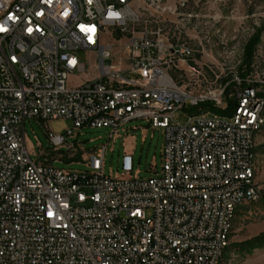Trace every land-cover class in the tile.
<instances>
[{
  "label": "built area",
  "instance_id": "1",
  "mask_svg": "<svg viewBox=\"0 0 264 264\" xmlns=\"http://www.w3.org/2000/svg\"><path fill=\"white\" fill-rule=\"evenodd\" d=\"M131 1L0 0V264H215L236 194L258 199L245 175L257 96L240 93L235 123L209 114L178 121L187 103L222 107L224 91L178 86L169 68L190 51L150 29L127 39L128 64L117 68L106 37L127 33ZM82 50L97 53L101 75L72 87L70 76L85 68ZM59 118L74 128H48L57 150H73L66 138L84 126L110 128L111 139L137 119L165 129L160 175L134 176L125 152L122 175L107 176L106 146L86 157L84 172L34 161L26 121Z\"/></svg>",
  "mask_w": 264,
  "mask_h": 264
},
{
  "label": "rangeland",
  "instance_id": "2",
  "mask_svg": "<svg viewBox=\"0 0 264 264\" xmlns=\"http://www.w3.org/2000/svg\"><path fill=\"white\" fill-rule=\"evenodd\" d=\"M131 5L136 20L129 23L127 33L113 32L106 37V42L114 45L111 62L117 68L122 66V61L124 66L128 64L123 59L127 39L134 32L150 29L159 31L168 45L190 51L188 57H178L169 68V75L178 86L192 93L219 95L224 91L222 107L212 102L194 106L187 103L175 113L178 121L185 122L189 116L206 112L229 119L236 105L235 92L242 86L252 85L264 97V0H132ZM249 43H252L251 58L247 54ZM79 55L85 68L70 76L72 87L99 79L101 75L96 52L82 50ZM244 74H247L245 78ZM124 76L139 77L129 71ZM261 113L264 118V110ZM48 128L57 135H66L74 123L64 118L26 121V144L36 162L84 172L90 170L86 157L106 146L107 176L122 175L125 152L133 154L134 176L148 179L162 171L165 129L155 128L145 119L127 122L120 127V136L112 139L107 127L75 129L66 138L68 145L75 146L73 150L67 146L55 149ZM77 156L81 159H75ZM255 164L260 199L242 202L237 207L230 243L221 264H264V125L256 136ZM254 239L258 240L247 243Z\"/></svg>",
  "mask_w": 264,
  "mask_h": 264
},
{
  "label": "bare ground",
  "instance_id": "3",
  "mask_svg": "<svg viewBox=\"0 0 264 264\" xmlns=\"http://www.w3.org/2000/svg\"><path fill=\"white\" fill-rule=\"evenodd\" d=\"M223 90H221V93ZM242 92H254V95L258 98V110L259 112L256 114V117H254V124L252 127V151L246 152V165H245V175H253V181L255 183V177H256V167H255V148H256V136L257 133L261 130L262 126L264 125V118L262 117V110H264V97L260 96L259 93L255 90L252 85H246L242 86V88L235 92L236 94V105L235 108L230 116L229 119H227V123H235L237 117L239 116V113H241L242 107H243V100H240V93ZM234 94V95H235ZM220 95V94H219ZM209 96H218L215 93H209ZM205 103V102H204ZM208 112L202 115H206ZM246 114H253V107H246ZM213 115V114H212ZM216 117H221L219 115H216ZM223 118V117H222ZM225 118V117H224ZM256 185V184H255ZM260 199V194H258V199H249V192L247 191H240V193L236 194L235 200H233V207L231 211L228 214V218H226V222L223 225V235L225 240V243L222 244L221 249H219V253L216 255L215 264H221V259L225 253L226 248L228 247L230 243V236L233 231V224L234 219L236 217V211L237 207L245 201L253 202Z\"/></svg>",
  "mask_w": 264,
  "mask_h": 264
},
{
  "label": "trees",
  "instance_id": "4",
  "mask_svg": "<svg viewBox=\"0 0 264 264\" xmlns=\"http://www.w3.org/2000/svg\"><path fill=\"white\" fill-rule=\"evenodd\" d=\"M254 39L257 40V37L254 38ZM248 47H249V50H248V53H247V54H248L249 58H251V56H250V53H251V52H250V51H251V49H252V43H249V46H248ZM246 75H247V74H244L243 77L245 78ZM243 80H244V79H243ZM245 84H246V83H245ZM259 95L262 96L261 93H259ZM75 159L80 160L81 157H80V156H77ZM257 240H258V239H254V240H252V241H250V242H247V243H248V244H249V243H253V242L257 241Z\"/></svg>",
  "mask_w": 264,
  "mask_h": 264
}]
</instances>
